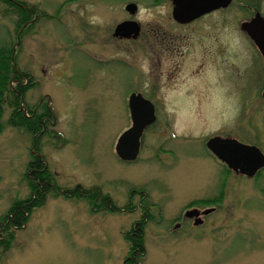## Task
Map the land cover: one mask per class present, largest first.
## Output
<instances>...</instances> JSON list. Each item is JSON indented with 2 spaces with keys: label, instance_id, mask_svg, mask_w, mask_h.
<instances>
[{
  "label": "rangeland",
  "instance_id": "obj_1",
  "mask_svg": "<svg viewBox=\"0 0 264 264\" xmlns=\"http://www.w3.org/2000/svg\"><path fill=\"white\" fill-rule=\"evenodd\" d=\"M16 1L33 18L17 27V9L0 0V43L19 39L16 69L32 77L20 109L45 129L7 124L4 109L0 264H264V167L235 173L205 147L221 134L264 154V58L240 29L264 16V0H232L187 24L172 18L171 0ZM125 20L137 22V37L113 35ZM131 92L160 116L126 162L114 146L131 124ZM33 151L61 187L42 174L44 201L27 181L43 172L30 166ZM29 196L31 216L11 227L12 204L23 200L25 211ZM194 207L214 209L195 225L182 220ZM133 225L142 228L136 250Z\"/></svg>",
  "mask_w": 264,
  "mask_h": 264
},
{
  "label": "water",
  "instance_id": "obj_2",
  "mask_svg": "<svg viewBox=\"0 0 264 264\" xmlns=\"http://www.w3.org/2000/svg\"><path fill=\"white\" fill-rule=\"evenodd\" d=\"M171 2L173 4V18L179 22H189L211 10L227 7L232 0H171ZM125 9L133 14L136 11V5L129 3ZM25 25L27 22L22 28ZM240 29L253 41L264 58V16L256 11L250 19L241 22ZM139 31L140 27L135 20H126L115 26L113 35L137 37ZM18 43L19 39L13 46L14 52ZM262 95L264 96V88ZM128 108L131 126L120 134L115 144V153L123 161H132L137 158L143 129L155 118L153 104L139 92L130 93ZM206 146L235 173L251 177L257 170L264 167V154L260 149L255 145L241 143L234 137L213 136L207 139ZM213 209L207 208L202 213L208 214ZM184 214L187 217L195 218V225L202 222L199 217L200 211L196 207L185 210Z\"/></svg>",
  "mask_w": 264,
  "mask_h": 264
},
{
  "label": "trees",
  "instance_id": "obj_3",
  "mask_svg": "<svg viewBox=\"0 0 264 264\" xmlns=\"http://www.w3.org/2000/svg\"><path fill=\"white\" fill-rule=\"evenodd\" d=\"M1 1L17 9V14L19 16L18 19L16 20L17 27L20 28L24 23L29 21L30 18H33L32 17L33 10L28 7H25L23 2H22L23 4L22 3L18 4L16 0H1ZM15 53H16V48L14 52L11 40L4 39V41L0 43V131H2L7 124L17 125L18 119H23L25 122L27 121L30 127L32 128V130L34 129L40 130V128L43 129V122L41 115H34L32 117H29L26 116L27 114H25L22 109H20V101H22V98H24L29 86L31 85L32 77L28 72L22 73L24 76H21L20 71L16 69L14 63ZM27 79L28 82L22 84L24 81H27ZM12 82H17V83L15 84V86H12ZM6 107H9L11 109L10 117H9L10 119L7 120L6 122L7 124L2 121V116L4 113V109ZM49 109H52L50 103H49ZM41 157L40 156L36 157L35 161L30 163V166L37 165V168H40L39 170L43 172L37 173V175H34L35 177L33 178L27 175L28 176L27 181L31 189V193H36L38 197L40 191H42L41 193L42 197L40 201H44L43 195L47 191L48 185L41 186V182L44 181L41 178L42 174H44L46 180L49 181L52 185H54L55 188L61 190V187L56 183L55 174L52 171H50L48 166L45 164L44 159L43 158L41 159ZM80 186H81L80 184L77 185V188H79ZM82 188L85 189V187ZM65 190L67 191V189ZM89 192L91 191H88V193ZM31 201H32L31 196H29V201H28L29 206L26 207L27 210L25 211L22 209L23 208L22 205L24 202L23 200L15 201L16 203L14 202V204H12L9 212L14 216H9L8 218L11 227L14 226L16 228H19L22 225V221L24 223L26 222L27 219H29V216H31V210L33 209L32 207L35 206V204L33 206V203ZM5 220H7V218H5ZM138 223L139 222H137L136 225ZM6 229L8 231L7 225L3 232L6 233ZM141 229H142L141 227L136 226L135 228V225H133L128 231V232H135L131 236V240H132L131 243L133 246L131 248H135V250L137 249L138 246H142V236L140 234ZM15 232L9 233V235H11V239L15 238ZM125 260L127 261L128 257ZM137 260L134 258L131 260V262L134 264H142L140 259L139 261Z\"/></svg>",
  "mask_w": 264,
  "mask_h": 264
},
{
  "label": "flooded vegetation",
  "instance_id": "obj_4",
  "mask_svg": "<svg viewBox=\"0 0 264 264\" xmlns=\"http://www.w3.org/2000/svg\"><path fill=\"white\" fill-rule=\"evenodd\" d=\"M172 3V2H171ZM172 9H173V4H172ZM220 9V8H219ZM171 16H172V10H171ZM172 18H173V16H172ZM174 19V18H173ZM175 20V19H174ZM195 20V19H194ZM126 21V20H125ZM177 23H180V24H187V23H190V22H192V21H189V22H179V21H177V20H175ZM120 23V22H119ZM113 32H114V30H113ZM116 37H121V38H129V37H123V36H116ZM131 38H135V37H132V36H130ZM249 38V37H248ZM250 39V38H249ZM251 40V39H250ZM251 43H253V41L251 40ZM254 44V43H253ZM256 47V46H255ZM258 50V49H257ZM259 52V51H258ZM260 53V52H259ZM183 54V53H182ZM261 55V54H260ZM262 56V55H261ZM93 58H95V59H98L96 56L94 57V56H92ZM263 58V57H262ZM263 90V89H262ZM138 93V92H137ZM140 93V92H139ZM261 94H262V91H261ZM130 95V94H129ZM143 96V95H142ZM129 97V96H128ZM145 98V97H144ZM145 99H147V98H145ZM148 100V99H147ZM150 101V100H149ZM152 104H153V108H154V116H155V118H154V120L150 123V124H152L153 122H155L156 121V118H158L159 116H160V114H159V112H156L157 110H156V107H155V102H152V101H150ZM159 103H161V101H158V102H156V104H158L159 105ZM127 105H128V102H127ZM128 110H129V108H128ZM163 114H166L164 111H163ZM129 116H130V112H129ZM169 118L172 120V122L174 123V121H175V118H176V114H172V116L169 114ZM42 122H43V120H42ZM150 124H148L144 129H143V132H142V134H141V136L143 135V133L145 132V130L147 129V127L150 125ZM130 126H131V124H130ZM129 126V127H130ZM43 128L45 129V127H44V124H43ZM170 132H171V134H174V132H172V128L170 129ZM141 136H140V146H141ZM213 136H218V137H222V138H226V137H231V136H227V135H221V134H216V135H213ZM213 136H211V137H213ZM183 137V136H182ZM174 138H177V135L175 136V135H173V139ZM210 138V137H209ZM34 140H35V138L33 139V145H34ZM117 141V140H116ZM207 141V140H206ZM206 141H205V147L207 148V146H206ZM140 146H139V151H140ZM207 150L219 161V162H221V163H223L225 166H227L223 161H221L218 157H216V155L214 154V153H212V151L210 150V149H208L207 148ZM114 151H115V146H114ZM33 153L34 154H38L40 157H41V154L39 153V152H36V151H33ZM116 154V153H115ZM138 154H139V152H138ZM138 154H137V157H138ZM117 156V155H116ZM118 157V156H117ZM137 159V158H136ZM136 159H134V160H132V161H135ZM131 161V160H130ZM130 161H126V162H130ZM228 168V167H227ZM239 174H241V173H239ZM242 175H244V174H242ZM254 175H256V174H254ZM244 176H246V175H244ZM130 195H131V193H130ZM197 208V207H196ZM198 210L200 211V214H199V217L202 219V222L200 223V224H198V225H202L203 223H204V219H203V217L206 215V214H203L202 213V211L204 210V209H199L198 208ZM212 212V211H211ZM184 213H185V211H184ZM183 213V219L182 220H184L185 218L186 219H194L195 220V218H190V217H187V216H185V214ZM180 224V223H179ZM179 225L177 224V226L176 227H178Z\"/></svg>",
  "mask_w": 264,
  "mask_h": 264
}]
</instances>
